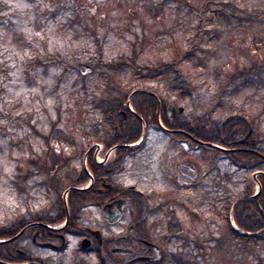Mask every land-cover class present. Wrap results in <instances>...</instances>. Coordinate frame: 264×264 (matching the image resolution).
I'll return each instance as SVG.
<instances>
[{
    "label": "rangeland",
    "instance_id": "1",
    "mask_svg": "<svg viewBox=\"0 0 264 264\" xmlns=\"http://www.w3.org/2000/svg\"><path fill=\"white\" fill-rule=\"evenodd\" d=\"M225 1L230 5L207 11L205 25L196 34V55L176 71L163 67L175 52L189 47L198 22L176 1L0 0V224L28 211L54 209L57 195L46 184L44 172L24 182L18 174L34 170L29 159L48 148L46 136L51 134L55 138L60 134L64 142L75 138L77 147L65 143L70 160L63 170L81 168L78 149L85 133L102 118L96 102L109 77L129 85L144 75H157L145 82L166 94L187 81L195 93L184 97V115L191 116L195 110L203 113L212 104L215 119L221 120L244 109L260 116L264 130V70L239 77L223 90L226 74L238 62L250 65L264 54V0ZM134 48L136 68L115 71L105 64L128 59ZM79 63L91 65L93 71L82 74ZM167 99L174 101L173 96ZM147 134L145 147L128 161L127 170L138 172L128 176L127 182H138L151 194L153 204L166 197L175 200L150 219L165 251L162 264H264V239L239 241L229 234L228 219L229 208L243 196L250 178L255 192L259 190L262 173H256L262 171L234 170L223 160L212 183L182 189L165 182L160 172L164 149L170 154L167 135L154 128ZM178 151L182 149H175L176 155ZM202 157L199 161L206 167ZM62 178L61 185L67 186L69 178L65 173ZM86 216L90 221L99 213L90 210ZM39 254L62 264L74 258L92 260L76 252L75 239L63 253L40 250Z\"/></svg>",
    "mask_w": 264,
    "mask_h": 264
},
{
    "label": "flooded vegetation",
    "instance_id": "2",
    "mask_svg": "<svg viewBox=\"0 0 264 264\" xmlns=\"http://www.w3.org/2000/svg\"><path fill=\"white\" fill-rule=\"evenodd\" d=\"M144 75L139 82L144 83ZM147 83V82H145ZM159 88H135L131 97V109L120 111L118 124L114 127V140L101 141L90 146L85 154L87 170H82L81 178L85 182L81 187L72 185L84 192L82 207L71 215L68 198L57 208L60 201L57 198L54 209L45 212L28 211L18 219L17 239L15 240L16 262L9 264H62L54 262L51 256L39 254L40 250L63 253L67 251L73 239L76 240V252L92 257V260L73 259L66 264H158L164 259V249L158 241L151 224V217L174 203L171 197L153 204L149 192H144L138 182H127L128 176L137 174L138 170H127L129 159L143 147L148 138V129L154 128L167 135V148L161 159L160 170L163 180L187 189L212 181L217 170H222L221 161L226 166L249 172L261 170L264 172V135L263 120H256L254 126L240 112L232 113L221 120L215 119V108L209 107L203 113L195 110L191 116L179 111L180 105L167 103L162 108V99H167L166 93L158 96ZM137 93L153 97L156 101V119L147 120L132 105V99ZM130 97L127 101H129ZM174 106L177 110L170 113L168 108ZM215 106V105H214ZM213 106V107H214ZM164 115V116H163ZM165 117V118H164ZM139 121V131L122 135L128 123ZM136 131L138 128L135 129ZM137 137V138H136ZM136 138L133 142H125ZM181 148L175 154V149ZM97 149V150H96ZM123 150L122 152H118ZM118 152V154H117ZM175 154V158H174ZM101 155V159H99ZM200 155L205 166H201ZM98 156V157H97ZM262 158L256 161L255 157ZM99 165V170L89 167V158ZM252 167V168H251ZM179 170H183L180 174ZM69 178L67 186L61 185L62 191L71 187L72 170H60ZM40 173V172H38ZM145 173H149L147 170ZM62 174L59 175L62 181ZM146 177H144L145 179ZM78 179V178H77ZM155 179L154 175L153 178ZM212 183V182H211ZM249 182L243 196L234 204L248 198ZM150 190V189H149ZM151 191V190H150ZM65 193V192H64ZM56 195V194H55ZM63 197V195H62ZM159 207L161 209H159ZM97 210V219L86 220V212ZM65 213V219L60 224L53 222ZM239 231V230H238ZM264 231V228L261 230ZM157 246L159 251L156 249ZM159 258L155 261H135L142 257ZM54 259V258H53Z\"/></svg>",
    "mask_w": 264,
    "mask_h": 264
},
{
    "label": "trees",
    "instance_id": "3",
    "mask_svg": "<svg viewBox=\"0 0 264 264\" xmlns=\"http://www.w3.org/2000/svg\"><path fill=\"white\" fill-rule=\"evenodd\" d=\"M166 1H176L179 7L186 8L189 13H193L198 17V22L194 26L196 31L195 35H192V41L189 44L187 49H181L180 51L175 52L172 59L169 60L168 63H165L164 69H173L176 71L180 70L181 63L186 60L190 56L196 55L195 44L197 43L196 34L199 33L202 27H204V19L208 10L215 8L218 5H230L229 2L225 0H163V3ZM234 8V7H233ZM235 9V8H234ZM94 39H97L96 43L99 49V54L103 56L102 52V44L99 42L100 36L97 34V31H93ZM177 50V49H176ZM137 52L136 48L133 49V54L128 59L120 60V61H110L105 64L111 68V70L120 71L122 69L127 68H136L137 67ZM162 65V64H161ZM97 67V66H96ZM141 67V66H140ZM142 70V68L140 69ZM264 70V54L261 59H256L251 62L250 65L244 64L242 62L241 66L239 62L234 69V71L230 74H226V79L224 82L223 90L226 86L232 81L236 80L239 77H248L251 76V73H259ZM107 86L106 90L102 93L101 97L97 99L96 104L99 108L102 109L103 115L99 123L92 127L85 133V144L82 143L78 149V156L82 159L88 150V148L93 143L101 142V141H113L114 140V127L118 124L120 118V111L126 110L127 100L130 95L133 93L135 88L145 87L148 89H153L152 85L145 83H138L135 86L133 85H125L121 82L114 80L112 77L107 78ZM187 81L184 85L177 90L172 88L168 91L166 98H171L173 96L174 101H169V99H162V108H165L167 103H173L176 106L181 105L184 101V97L186 95L195 93L194 88L188 89ZM177 88V87H176ZM222 90V91H223ZM161 92L158 91V96ZM221 93L218 95V100L221 98ZM132 105L143 117L147 120L149 118L156 119V101L153 97L145 96L142 93H137L134 95L132 99ZM240 116H246L248 121L254 126V122L259 119V115H253L252 113L246 112L244 109L239 110ZM164 116V115H163ZM165 118V117H164ZM130 128V129H129ZM138 128L136 131L135 129ZM140 125L139 121L136 122L131 121L128 123V126L125 130L121 132L122 135H127L129 129L130 133H136L139 131ZM264 135V132H263ZM137 138V137H136ZM136 138L130 139L125 142H133ZM47 146L48 148L39 155H35L34 158H30L29 162L34 167V170H20L18 177L19 181L24 182V180L32 175L37 174L38 172H44L47 176V182L49 189L52 190L60 201V205L57 208V215L60 214V206L63 207L64 200L62 197V188L61 181L58 175L60 170H63L65 166L68 164L70 160V155L65 154V143L69 142L71 146L77 147L75 138L67 137L64 139L60 134H57V138L51 134V136H46ZM57 143H54V142ZM123 150H119L118 152H122ZM117 152V154H118ZM256 161H261L262 158L255 157ZM264 162V160H263ZM89 167L92 170H99V165L96 164L92 157L88 160ZM252 168V167H251ZM82 170H85L82 165L80 169L73 170L72 172V182L71 185H76L81 187L84 184V180L80 179ZM254 171V170H248ZM78 178V179H77ZM259 182L262 187L261 193L253 200H242L238 203L233 209L232 217L236 221L237 225L240 229L246 232H253L252 235H247L244 233H239L237 235H233V229L229 231L233 237H236L239 241L246 243L247 241L254 239V241H258L260 239H264V231L259 232L264 228V175L259 178ZM253 180L250 178L247 196H251L254 193L253 190ZM84 199V192L82 190H72L68 197V205L70 208L71 215L74 216L76 214V209H80L82 205V201ZM159 209H161L159 207ZM65 219V213L59 219L55 220L53 224H60ZM231 220V219H230ZM18 219L15 217L14 219L0 224V240L8 239L13 237L18 232ZM259 232V233H257ZM15 241L14 242H6L0 243V260L8 261V262H16V252H15ZM264 261V260H263ZM0 264H2L0 262ZM162 264V263H158Z\"/></svg>",
    "mask_w": 264,
    "mask_h": 264
},
{
    "label": "water",
    "instance_id": "4",
    "mask_svg": "<svg viewBox=\"0 0 264 264\" xmlns=\"http://www.w3.org/2000/svg\"><path fill=\"white\" fill-rule=\"evenodd\" d=\"M77 68L80 70V72L81 73H83V74H88V73H91L92 71H93V68H92V66H90V65H88V64H85V63H79L78 65H77ZM176 108L174 107V106H170L169 108H168V111L170 112V113H174V112H176ZM184 110V108L183 107H180L179 108V111H183ZM261 156H264L263 154H261ZM179 172H180V174L183 172V170H179ZM72 189H75V187H72V188H70V190H72ZM257 196V194H255L254 196H251L249 199L251 200V199H254L255 197ZM17 238V236H15V237H13V238H11V239H9V240H7V241H14L15 239ZM1 243L2 242H5V241H0ZM154 246V245H153ZM154 247H156V249L159 251V248L157 247V246H154ZM159 258V255L158 256H154V257H142V258H138V259H136L135 261H153V260H157ZM6 264V263H5Z\"/></svg>",
    "mask_w": 264,
    "mask_h": 264
}]
</instances>
